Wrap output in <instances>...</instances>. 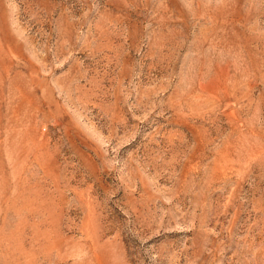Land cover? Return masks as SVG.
<instances>
[{"label":"rangeland","instance_id":"1","mask_svg":"<svg viewBox=\"0 0 264 264\" xmlns=\"http://www.w3.org/2000/svg\"><path fill=\"white\" fill-rule=\"evenodd\" d=\"M0 264H264V0H0Z\"/></svg>","mask_w":264,"mask_h":264}]
</instances>
